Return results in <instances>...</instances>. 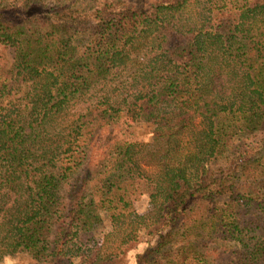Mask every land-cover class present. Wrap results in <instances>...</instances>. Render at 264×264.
Returning a JSON list of instances; mask_svg holds the SVG:
<instances>
[{
	"label": "trees",
	"instance_id": "obj_1",
	"mask_svg": "<svg viewBox=\"0 0 264 264\" xmlns=\"http://www.w3.org/2000/svg\"><path fill=\"white\" fill-rule=\"evenodd\" d=\"M15 253L264 264V0H0V260Z\"/></svg>",
	"mask_w": 264,
	"mask_h": 264
},
{
	"label": "rangeland",
	"instance_id": "obj_2",
	"mask_svg": "<svg viewBox=\"0 0 264 264\" xmlns=\"http://www.w3.org/2000/svg\"><path fill=\"white\" fill-rule=\"evenodd\" d=\"M197 5L195 3H192L189 5L186 9V14H191L193 11H196ZM9 58L12 56V49H9L8 51ZM119 134L121 138H123L126 141H138L141 143H146L149 139V130L150 127L146 126L144 124L135 125L131 121H120L119 125L117 127ZM96 199L99 200L98 192H95ZM131 196L132 199L137 207V210L140 213H143L146 210V204H147V189L145 186L141 185L138 187H135L131 190ZM109 228H105V232ZM104 234V233H103ZM136 240L132 242V245H125L123 246V250L125 251L124 256L127 257L130 261L133 260L134 255L141 251L142 248L148 243L149 237L147 235V232L140 228L137 231ZM100 239L96 241V246L99 245ZM0 264H31L29 258L22 254V253H15V254H8L5 255L1 260Z\"/></svg>",
	"mask_w": 264,
	"mask_h": 264
}]
</instances>
